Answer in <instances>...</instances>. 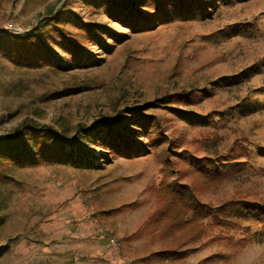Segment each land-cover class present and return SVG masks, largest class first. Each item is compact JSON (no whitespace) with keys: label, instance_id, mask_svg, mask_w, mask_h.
Instances as JSON below:
<instances>
[{"label":"rangeland","instance_id":"374dc122","mask_svg":"<svg viewBox=\"0 0 264 264\" xmlns=\"http://www.w3.org/2000/svg\"><path fill=\"white\" fill-rule=\"evenodd\" d=\"M111 1L0 0V32L24 34L62 6L73 14L65 28H92L76 59L56 46L55 58L34 65L16 63L0 41V136L33 119L70 138L101 118L139 108L161 147L145 136L137 141L147 153L102 160V148L90 142L93 164L5 171L0 264H160L142 258L164 243L145 236L126 245L122 239L153 212L148 188L167 173L168 156L179 167L209 164L195 141L207 136L220 138L214 153L246 139L249 154L223 161L233 176L205 201L219 205L242 190L264 201V0H196L189 10L176 0H147L135 6L150 14L140 23L128 19L132 11L114 14ZM66 88L77 91L57 95ZM191 90L199 100L176 107L182 113L147 106L166 93ZM240 233L213 226L194 251L171 264H264V235L239 245L226 238L237 241Z\"/></svg>","mask_w":264,"mask_h":264},{"label":"trees","instance_id":"16d2710c","mask_svg":"<svg viewBox=\"0 0 264 264\" xmlns=\"http://www.w3.org/2000/svg\"><path fill=\"white\" fill-rule=\"evenodd\" d=\"M146 1L112 0V6L116 9L113 13L132 11V17L128 19L140 23L139 21H143L142 17L147 19L150 14L146 7L142 11L135 6L137 3L143 5ZM156 1L169 3L172 0ZM195 1L176 0V3L189 10ZM65 9L62 6L58 10H50L32 30L24 34L0 32V41L6 43V48L10 47V56L16 63L34 65L47 61L50 57L55 58L56 46L65 52L73 53L74 59L80 55L81 38L84 36L90 39L92 28L89 24L77 26L76 31L65 28L63 25L73 17V14L67 13ZM68 91L77 90L66 88L57 95L63 96ZM199 97L200 94L195 90L166 93L147 106L175 109L176 112L182 113L176 107L195 105ZM149 121L139 108H126L116 118H101L90 127H81L68 138L52 125L26 119L13 132L0 136V179L6 178L5 171L18 167L47 166L54 163L93 164L89 161V155L94 156L90 154V142L102 148V160L116 155L147 153L150 150H146V144L139 143L138 138L149 136L153 148L161 147L160 136L154 137L148 133L151 127ZM195 141L200 144V149L206 150L208 157L204 161L209 164L179 167L175 160L168 156L164 165L168 174L166 173L156 186L148 188L155 199L153 212L133 234L122 239L124 244L131 245L134 241L149 236L151 243L160 241L165 244L160 250L151 251L149 256H144L142 261L145 263L171 264L186 258L194 251L193 246L200 242L213 226L241 229L242 237L237 241L234 236L226 237L238 245L245 244L259 233L264 235L262 199L249 198L242 190L236 191L219 205L205 201L208 193L218 189L233 176L223 161H237L243 155L249 154L245 145L246 139L235 142L229 152L222 154L212 152L220 142L219 137L207 136L203 140ZM173 149L174 147H171L168 153L171 154ZM142 203L135 202L126 207L137 208ZM114 211L116 210H111V214ZM215 258L216 256H213L206 262Z\"/></svg>","mask_w":264,"mask_h":264},{"label":"water","instance_id":"95a60500","mask_svg":"<svg viewBox=\"0 0 264 264\" xmlns=\"http://www.w3.org/2000/svg\"><path fill=\"white\" fill-rule=\"evenodd\" d=\"M23 33H26V32H23Z\"/></svg>","mask_w":264,"mask_h":264}]
</instances>
